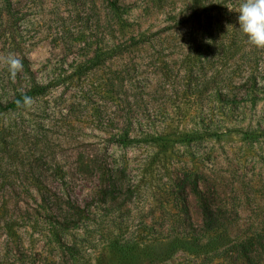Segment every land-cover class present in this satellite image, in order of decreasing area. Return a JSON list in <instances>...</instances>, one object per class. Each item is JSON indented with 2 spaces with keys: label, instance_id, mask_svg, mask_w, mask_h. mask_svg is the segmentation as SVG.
I'll return each mask as SVG.
<instances>
[{
  "label": "rangeland",
  "instance_id": "obj_1",
  "mask_svg": "<svg viewBox=\"0 0 264 264\" xmlns=\"http://www.w3.org/2000/svg\"><path fill=\"white\" fill-rule=\"evenodd\" d=\"M240 2L0 0V264H264V49ZM164 135L201 139L162 155Z\"/></svg>",
  "mask_w": 264,
  "mask_h": 264
},
{
  "label": "trees",
  "instance_id": "obj_2",
  "mask_svg": "<svg viewBox=\"0 0 264 264\" xmlns=\"http://www.w3.org/2000/svg\"><path fill=\"white\" fill-rule=\"evenodd\" d=\"M114 10L117 12L119 10V8L116 6V4H112ZM192 14L193 16H197L203 9L204 7V0H192ZM141 40H132L131 39V46H136L140 43ZM52 87L51 84H47L44 86H39L37 84H33L30 86V88L23 92L20 93L18 95H16L12 101H10L5 107V110H12V109H16L18 107L21 106V104L23 102H25L26 100L30 99V98H34L37 97L39 95L44 94L45 92H47L50 88ZM243 137L245 139H249V138H254V137H258V134H255L253 132H242ZM262 135V134H260ZM128 139V140H127ZM201 139V136H189V135H164V136H159L156 137L152 140V143L156 146L157 151L159 152V154L165 155L167 154L175 144L177 143H191L193 141L199 140ZM125 141H129V142H135L134 139H129L126 138ZM185 190V186L180 184V188L179 191H184ZM191 194L195 197L196 201L200 204V206L203 209V217L206 221V231H212L215 230L217 227H219L220 224H218L219 222L216 220L215 218V214L214 212H211V208H209L208 206H206L204 203V196H203V192L202 190L199 188L198 185L193 184V187L191 188ZM262 240V238H260V241Z\"/></svg>",
  "mask_w": 264,
  "mask_h": 264
},
{
  "label": "clouds",
  "instance_id": "obj_3",
  "mask_svg": "<svg viewBox=\"0 0 264 264\" xmlns=\"http://www.w3.org/2000/svg\"><path fill=\"white\" fill-rule=\"evenodd\" d=\"M236 21L247 42L264 49V0H241ZM12 63L19 66V61Z\"/></svg>",
  "mask_w": 264,
  "mask_h": 264
}]
</instances>
